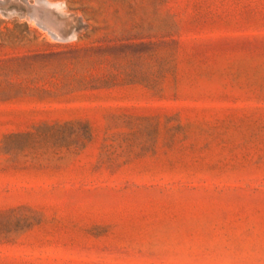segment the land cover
<instances>
[{
    "label": "rangeland",
    "instance_id": "obj_1",
    "mask_svg": "<svg viewBox=\"0 0 264 264\" xmlns=\"http://www.w3.org/2000/svg\"><path fill=\"white\" fill-rule=\"evenodd\" d=\"M0 264H264V0H0Z\"/></svg>",
    "mask_w": 264,
    "mask_h": 264
},
{
    "label": "bare ground",
    "instance_id": "obj_2",
    "mask_svg": "<svg viewBox=\"0 0 264 264\" xmlns=\"http://www.w3.org/2000/svg\"><path fill=\"white\" fill-rule=\"evenodd\" d=\"M27 1V0H26ZM54 3V2H53ZM53 3H45V7H46V4H53ZM40 4V3H39ZM55 4V3H54ZM54 4L53 5H51V6H53L54 8H55V6H54ZM42 5H44V4H42ZM48 6V5H47ZM50 6V7H51ZM47 9V8H46ZM48 10H49V8H48ZM37 16V15H36ZM38 17H39V15H38ZM38 19V18H37ZM44 20V19H43ZM42 20V21H43ZM49 20V19H48ZM41 21V20H40ZM50 22H47V21H44L43 23L47 26V28L49 29V32L50 31H52V32H58V30L55 28V26H54V24L51 22V20H49ZM41 24H42V22H41ZM43 27V26H42ZM51 32V34H55V33H52ZM57 34V33H56ZM59 34H61V33H59ZM53 36H55V35H53ZM57 36V35H56ZM59 38V37H58Z\"/></svg>",
    "mask_w": 264,
    "mask_h": 264
}]
</instances>
